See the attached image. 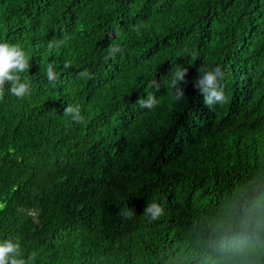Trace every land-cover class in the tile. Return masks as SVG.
<instances>
[{"label":"trees","instance_id":"trees-1","mask_svg":"<svg viewBox=\"0 0 264 264\" xmlns=\"http://www.w3.org/2000/svg\"><path fill=\"white\" fill-rule=\"evenodd\" d=\"M0 42L31 82L0 97V239L36 264H264V227H237L264 216V0H0ZM201 65L222 72L211 110ZM151 80L158 106L134 108Z\"/></svg>","mask_w":264,"mask_h":264},{"label":"clouds","instance_id":"clouds-1","mask_svg":"<svg viewBox=\"0 0 264 264\" xmlns=\"http://www.w3.org/2000/svg\"><path fill=\"white\" fill-rule=\"evenodd\" d=\"M67 38L58 42V45L66 43ZM121 49L114 47L109 52V56H115ZM29 54L19 45L8 42H0V97L7 93L17 99H22L30 94L31 82L25 75L30 67ZM188 67L176 66L170 71V86L173 89L171 95L175 102L183 101L186 98L185 88L189 83L187 79ZM46 76L49 82L54 81V69L51 66L46 68ZM222 72L219 67L209 68L201 65L197 69V75L191 80V85L200 95L203 96L204 105L211 110L217 104L227 102L224 91L219 84ZM159 83L151 80L147 83L145 94L139 98L133 107L137 105L140 109L153 110L158 106L156 92L159 91ZM63 116L70 122L80 124L84 120L82 108L79 104H70L64 108ZM119 212L126 218L136 215V210L126 205L119 209ZM163 213V208L156 202L147 203L142 215L150 216L153 220ZM254 225L256 229L264 227V216H253L242 218L237 227L240 232H245L249 226ZM225 230H231L232 225H222ZM38 253L33 251L25 255L18 241L12 238L0 239V264H36Z\"/></svg>","mask_w":264,"mask_h":264}]
</instances>
